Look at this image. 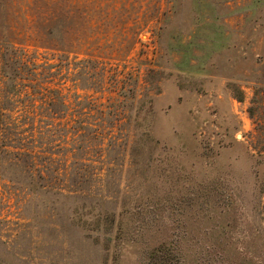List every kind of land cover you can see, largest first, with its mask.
I'll return each instance as SVG.
<instances>
[{"label":"rangeland","instance_id":"obj_1","mask_svg":"<svg viewBox=\"0 0 264 264\" xmlns=\"http://www.w3.org/2000/svg\"><path fill=\"white\" fill-rule=\"evenodd\" d=\"M93 1L55 3L69 52L28 48L70 100L80 74L99 81V111L74 113L99 124L84 130L99 133L80 184L90 199L0 179V264H147L161 242L182 264H264V0ZM113 210L119 224L104 225Z\"/></svg>","mask_w":264,"mask_h":264},{"label":"trees","instance_id":"obj_2","mask_svg":"<svg viewBox=\"0 0 264 264\" xmlns=\"http://www.w3.org/2000/svg\"><path fill=\"white\" fill-rule=\"evenodd\" d=\"M57 1L0 0V179L15 192L35 191L78 202L90 199L80 184L88 174L84 162L87 150L99 147V133L87 135L84 130L99 124H84L74 113L99 111V103L91 102L92 96L99 94V81L91 78L93 73L80 74L82 85L74 83L85 91L84 95L74 92L70 100L71 96L64 95L60 88L52 87V65L37 62V56L28 50L32 47L63 52L60 55L69 52L73 40L66 7L61 3V9L56 10ZM88 6L96 4L90 0ZM93 23L91 17L81 29L84 45L81 50L88 56L84 61L89 63L99 53L96 39L90 33L84 34L86 28L87 32L92 30ZM69 116L73 117L70 123ZM259 130L264 142V125ZM104 136H101L103 144L111 141ZM259 152L264 153V146ZM87 163L89 167L96 166ZM5 168L11 171L6 172ZM101 200L112 202L108 196ZM100 219L104 225L119 224L115 210ZM147 264H182V261L172 243L161 242L150 249Z\"/></svg>","mask_w":264,"mask_h":264}]
</instances>
